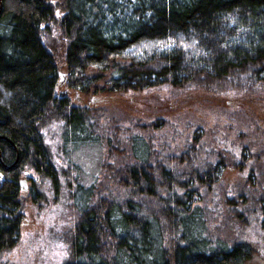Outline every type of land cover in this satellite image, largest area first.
<instances>
[{
	"label": "trees",
	"instance_id": "16d2710c",
	"mask_svg": "<svg viewBox=\"0 0 264 264\" xmlns=\"http://www.w3.org/2000/svg\"><path fill=\"white\" fill-rule=\"evenodd\" d=\"M61 65L65 85L86 95L160 85L251 93L264 85V0H0V255L24 221V172L57 187L40 126L61 120L69 159L104 139L98 109L58 95ZM104 71L105 89L97 85ZM114 125L105 143L112 163L101 161L88 185L79 169L68 184L78 216L64 264H246L251 245L208 235L199 191H212L223 171L245 167L249 155L207 150L197 132L172 153L153 148L154 129ZM263 172L252 168L225 200L242 227L248 215L264 214V187L255 179ZM29 182L36 201L40 191Z\"/></svg>",
	"mask_w": 264,
	"mask_h": 264
},
{
	"label": "rangeland",
	"instance_id": "374dc122",
	"mask_svg": "<svg viewBox=\"0 0 264 264\" xmlns=\"http://www.w3.org/2000/svg\"><path fill=\"white\" fill-rule=\"evenodd\" d=\"M56 11L59 17L62 12ZM57 35L53 29L52 37L58 46L56 42L54 45L59 50L61 43ZM58 70L64 76L58 95L67 90L72 104L98 109L104 142L91 146V149L81 150L80 147L76 153L71 152L69 159L62 150L61 120L51 116L40 126L43 142L58 170L57 187H53L49 178L31 169L26 171L40 192L34 201L30 182L27 190L22 185L24 221L15 245L1 253V264H64L70 259V238L78 215L68 184L74 183L79 169V180L88 185L98 175L101 161L106 159L112 163L105 156L106 138L112 135L114 123L120 124L122 130L131 128L138 133L140 129H154L148 136L153 148L159 150L165 148L172 153L183 150L197 132L200 143L207 150L222 149L236 160H240L243 152L249 155V160L244 161L245 167L223 171L212 191L200 189L203 200L199 204L207 213V232L213 240L219 239L228 245L245 242L256 250L246 264H264V214L248 215V224L242 227L231 218L225 206L226 198L234 195L252 168L258 165L264 171V85L251 93L160 85L140 92L103 90L86 95L65 85V67L61 65ZM104 72L105 79L99 80L97 85H104L105 89L109 72ZM259 153L262 157L257 161ZM68 169L70 176L63 173ZM255 179L261 180V187H264V172Z\"/></svg>",
	"mask_w": 264,
	"mask_h": 264
},
{
	"label": "flooded vegetation",
	"instance_id": "af4514ba",
	"mask_svg": "<svg viewBox=\"0 0 264 264\" xmlns=\"http://www.w3.org/2000/svg\"><path fill=\"white\" fill-rule=\"evenodd\" d=\"M59 76H60V78H61V84L60 85H63L64 84V76H63V74L61 73V72H59ZM67 93V90H65V92H64V94H66ZM25 175H26V177H25ZM30 173H27L26 171L24 172V178H20V180H25L24 182H23V186L25 187V190H27V188H28V183H29V179H30Z\"/></svg>",
	"mask_w": 264,
	"mask_h": 264
},
{
	"label": "water",
	"instance_id": "95a60500",
	"mask_svg": "<svg viewBox=\"0 0 264 264\" xmlns=\"http://www.w3.org/2000/svg\"><path fill=\"white\" fill-rule=\"evenodd\" d=\"M24 181H25V180H21V181H20L21 185H23V182H24Z\"/></svg>",
	"mask_w": 264,
	"mask_h": 264
}]
</instances>
